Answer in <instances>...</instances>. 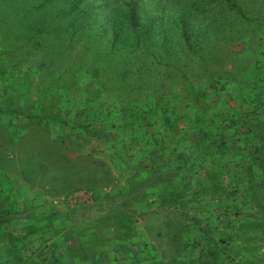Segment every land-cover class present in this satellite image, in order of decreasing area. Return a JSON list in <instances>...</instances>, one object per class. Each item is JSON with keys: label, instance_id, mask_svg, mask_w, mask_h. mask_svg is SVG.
Wrapping results in <instances>:
<instances>
[{"label": "trees", "instance_id": "1", "mask_svg": "<svg viewBox=\"0 0 264 264\" xmlns=\"http://www.w3.org/2000/svg\"><path fill=\"white\" fill-rule=\"evenodd\" d=\"M22 7L24 18H39L25 26L36 33L24 39L41 51L45 73L34 83L11 87L25 98L34 94V100L22 99L20 106L18 97H9L0 111L48 126L57 147L67 148L68 141L79 147L101 139L112 142L123 133L142 152L150 143L152 159L171 160L173 152L181 151L185 171L176 168L175 189L191 201L189 206L198 201H192L195 194L215 193V220L224 224L212 251L223 262L227 257L226 264H243L244 255L233 250L238 245L228 232L244 216L243 205L255 208L258 191L264 190V0H23ZM237 40L243 45L233 51ZM237 59L247 60L243 70L231 66ZM24 74L30 76L28 70ZM194 128L201 133L197 142L189 135ZM118 144L113 150L121 160L130 147ZM91 164L81 173L87 172L88 180L98 174ZM202 164L203 176H194ZM218 166L222 181L217 183L212 175ZM74 168L56 170L65 178L75 174ZM100 174L99 182L111 179L108 169ZM12 199L0 204V231L17 213ZM188 227L192 244L187 254L194 256L198 247L196 262L209 263L200 245L202 225ZM4 238L1 244L11 246L6 251L16 252L13 232ZM78 247L68 244L64 252L53 253L51 264L84 262L76 260ZM126 248L131 264H141L138 255L146 258L139 246L130 242ZM0 264L28 262L16 254L0 258Z\"/></svg>", "mask_w": 264, "mask_h": 264}, {"label": "rangeland", "instance_id": "2", "mask_svg": "<svg viewBox=\"0 0 264 264\" xmlns=\"http://www.w3.org/2000/svg\"><path fill=\"white\" fill-rule=\"evenodd\" d=\"M22 6L23 0H0V103L9 97H18L20 106L22 99L34 100V94L26 90L28 98H25L23 92H12L11 87L17 82L34 83L39 73H45L40 64L41 51L34 48L31 39H24L36 33L25 26L39 18L32 15L24 18ZM242 45L237 40L231 50L238 51ZM77 50L78 45L72 53ZM246 64V59H237L231 66L240 71ZM26 70L29 77L24 74ZM229 104L234 102L230 100ZM189 135L197 142L201 133L194 128L189 129ZM55 138L48 126L0 111V204L12 198L17 200L12 224L0 231V258L17 254L28 264H51L53 253L64 252L68 244H78L81 252H77L76 260L86 261L76 264H131L130 248H126L131 242L146 254L144 259L138 255L141 264H198L195 260L198 247L194 248V256L187 254L192 244L188 225L192 230L202 225L200 245L204 248L205 260L209 261L206 264H226L227 257L223 262L212 251L216 249L215 239L222 236L224 224L215 220V207L219 205V199L213 196L215 193L206 190L201 196L195 194L192 201H198L189 206L191 201L175 189L179 181L176 168L185 160L178 156L181 151L173 152L171 160L158 156L152 159L150 143L144 144L142 152V146L129 143L123 133L112 142L103 139L98 144L80 142L81 148L69 141L67 148L57 147ZM114 140L130 147L127 157L118 159L113 149L119 142ZM145 154L148 155L145 157ZM89 162L98 173L91 180L85 177L87 172L81 174ZM72 165L75 174L61 178V170L67 171ZM57 167L61 170L57 171ZM197 168L201 169L194 176L200 178L205 166ZM218 168L212 175L217 183L222 181ZM103 169H108L111 175L106 184L98 180ZM193 169L192 165L189 170ZM189 170L184 180L187 183ZM84 183L88 186L80 187ZM258 194L262 207L258 201L255 208L244 204V216L239 222L234 220L228 232L238 245L233 250L244 255L243 264H264V190ZM223 199L228 201L224 196ZM9 231L15 235L16 252L6 251L5 246L7 249L11 246L1 244L4 233ZM65 260L71 259L67 255Z\"/></svg>", "mask_w": 264, "mask_h": 264}]
</instances>
